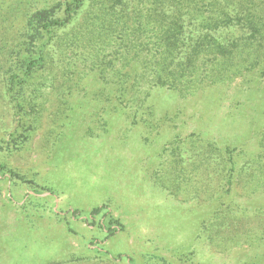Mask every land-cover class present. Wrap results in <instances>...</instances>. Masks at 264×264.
Returning <instances> with one entry per match:
<instances>
[{
  "label": "rangeland",
  "instance_id": "obj_1",
  "mask_svg": "<svg viewBox=\"0 0 264 264\" xmlns=\"http://www.w3.org/2000/svg\"><path fill=\"white\" fill-rule=\"evenodd\" d=\"M59 1L0 0V264H264V158L262 174L252 163L264 155V63L185 97L155 87L135 117L108 68L79 65L83 77L61 78L24 114L7 93L21 33L29 13ZM47 46L60 74L58 45ZM207 141L248 161L228 194ZM173 160L196 195L173 187Z\"/></svg>",
  "mask_w": 264,
  "mask_h": 264
},
{
  "label": "trees",
  "instance_id": "obj_2",
  "mask_svg": "<svg viewBox=\"0 0 264 264\" xmlns=\"http://www.w3.org/2000/svg\"><path fill=\"white\" fill-rule=\"evenodd\" d=\"M21 35L25 57L18 63L19 72L7 80V93L19 112L36 114L48 91L61 89V78L84 76L74 72L80 65L85 72L108 68L104 81L117 85L116 100L135 117L155 87L185 97L230 84L262 65L264 0H65L29 13ZM55 43L60 74L54 71L53 51L47 46ZM68 47L80 51L81 57L65 58ZM263 142L262 137L261 147ZM180 143L178 137L172 152ZM206 143L208 152H219L224 180L219 190L228 194L248 161L238 165L235 148ZM256 157L252 163L262 174L264 155ZM172 163L175 190L200 192L191 185L192 175H183L182 163ZM4 168L0 161V176ZM182 182L186 188L180 187ZM27 184L35 186L32 181ZM101 209L94 207L91 215Z\"/></svg>",
  "mask_w": 264,
  "mask_h": 264
}]
</instances>
